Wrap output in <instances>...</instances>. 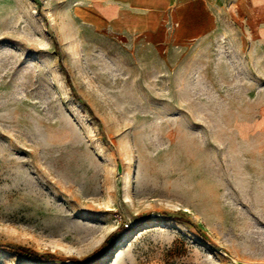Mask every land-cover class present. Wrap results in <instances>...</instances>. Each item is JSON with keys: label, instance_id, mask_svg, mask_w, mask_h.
Here are the masks:
<instances>
[{"label": "rangeland", "instance_id": "rangeland-1", "mask_svg": "<svg viewBox=\"0 0 264 264\" xmlns=\"http://www.w3.org/2000/svg\"><path fill=\"white\" fill-rule=\"evenodd\" d=\"M238 9L177 42L0 0V245L63 258L0 264H264V43Z\"/></svg>", "mask_w": 264, "mask_h": 264}, {"label": "crops", "instance_id": "crops-1", "mask_svg": "<svg viewBox=\"0 0 264 264\" xmlns=\"http://www.w3.org/2000/svg\"><path fill=\"white\" fill-rule=\"evenodd\" d=\"M226 0H84L109 29L127 35L171 37L177 42L215 32ZM246 35L264 43V0H234ZM241 15V16H240Z\"/></svg>", "mask_w": 264, "mask_h": 264}, {"label": "trees", "instance_id": "trees-1", "mask_svg": "<svg viewBox=\"0 0 264 264\" xmlns=\"http://www.w3.org/2000/svg\"><path fill=\"white\" fill-rule=\"evenodd\" d=\"M178 220H183L181 218H177ZM119 231L125 230V227L120 226L118 227ZM115 232L110 233L101 243L100 247L93 251L90 255L86 257L89 261H94L96 258H98L105 248L111 243L112 239L115 236ZM0 248L6 249L16 255H19L29 261L32 262H50V261H62L63 258L59 257L52 253H38L35 250H32L31 248L21 246V245H0Z\"/></svg>", "mask_w": 264, "mask_h": 264}]
</instances>
